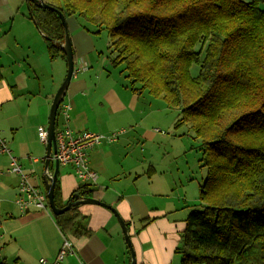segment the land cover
<instances>
[{"label": "trees", "instance_id": "obj_1", "mask_svg": "<svg viewBox=\"0 0 264 264\" xmlns=\"http://www.w3.org/2000/svg\"><path fill=\"white\" fill-rule=\"evenodd\" d=\"M42 1L66 19L105 29L115 53L111 64L125 66L130 90H146L180 110L177 124H188L201 140L203 208L185 219L179 264H264V0ZM24 2L50 60L66 62L59 14ZM60 196L56 179L59 208L96 191L83 184L67 202ZM79 206L53 214L66 237L82 233Z\"/></svg>", "mask_w": 264, "mask_h": 264}, {"label": "crops", "instance_id": "obj_2", "mask_svg": "<svg viewBox=\"0 0 264 264\" xmlns=\"http://www.w3.org/2000/svg\"><path fill=\"white\" fill-rule=\"evenodd\" d=\"M26 7L24 0H0V135L23 173L29 175L31 184L45 188L46 172L53 173L55 166L50 161L45 170L46 144L39 140L37 129L44 126L50 100L54 99L53 83L49 79L50 62L61 57L50 60L46 38ZM75 18L66 19L74 52V70L62 100L63 104H70L71 109L66 121L59 105L55 129L67 124L75 132L103 130L102 134L109 135L123 126L131 127L118 140H103L91 149L88 163L97 179L88 185L96 191L94 198L114 207L128 222L136 264H173L175 249L181 242L179 233L186 219L178 220L183 216V213L178 216L181 198L171 195L168 181L157 175L153 161L143 156L136 159L123 146L133 137L136 141L137 136L152 141L156 128H142L146 117L140 96L124 84L102 82L97 73L92 75L93 69H87L88 64L78 61L80 56L93 50V43L89 33L78 30L80 25ZM72 24L74 31L70 30ZM98 115L106 116L100 119L103 127L98 125ZM8 165L9 154L0 153V169L5 170ZM56 179L63 202L84 184L75 176L70 164L59 165ZM19 181L20 176L15 173L0 176V206L5 215V218L0 216V230L5 227V231L13 235L23 227H31V232L32 223L37 221L33 228L43 230V252L51 262L66 236L57 227L50 209L22 212L15 205ZM183 198L186 202V195ZM79 210L84 217L79 220L82 233L66 237L72 243L73 253L68 254L62 264H130L131 253L116 216L96 204L80 205ZM2 261L6 263L5 258Z\"/></svg>", "mask_w": 264, "mask_h": 264}, {"label": "rangeland", "instance_id": "obj_3", "mask_svg": "<svg viewBox=\"0 0 264 264\" xmlns=\"http://www.w3.org/2000/svg\"><path fill=\"white\" fill-rule=\"evenodd\" d=\"M75 19L80 25L78 30L89 33L93 43V50L80 56L78 61L88 64L89 67L87 69H93L92 75L97 73L102 82H118L130 89V81L126 77V71L124 70L125 66L121 64L114 67L111 64L115 53L111 49L107 31L105 29L99 30L96 25L85 21L83 18L76 17ZM73 25L70 26L71 31H74ZM50 64L49 79L50 83H53L52 93L55 96L61 84L58 88H56V85L59 82H63L64 79L62 77L64 75L65 78L67 65L62 58L53 63L50 62ZM75 68L77 69V67ZM51 69L54 72L51 73ZM198 72L199 65L192 64L190 68L191 75L196 76ZM51 75L53 78H51ZM50 87L51 84H49ZM136 87H139V84H136ZM137 95L142 98L144 117H146V120H143L142 128L144 127L147 130L157 128L161 132H157L152 141H145L137 136L136 141L135 137H133L129 143L125 142L123 146L128 149L127 153H130L136 159L143 156L154 162L157 175L168 181V190H170L171 195L175 198L177 196L181 198L178 216L182 215V213L183 216L179 217L178 220L185 219L191 211H198L203 208L199 200V187L206 179L207 168L202 166L199 161L201 157V140L195 137L188 124H177L180 110L169 108L162 98L152 97L146 90L141 91ZM52 100L53 98L50 100L48 114L43 126L46 130ZM95 113L100 112L96 111ZM91 116L93 117V114ZM105 117L98 115L99 119H97V122L101 127L104 126V122L100 119H105ZM123 127L126 130L131 128L130 126ZM132 129H135V127ZM97 133L102 134L103 130H99ZM133 147L135 148L134 151H132ZM124 153L126 152L124 151ZM183 195H186V202L183 201ZM0 216L5 218L1 206ZM36 225L37 221L32 223L31 232V227H23L15 231L13 235L9 231L6 232L5 227H3L0 230V260L2 261L5 258L6 264H40L39 260L41 258L46 259L43 252L45 250L43 247L45 234L43 230H35L33 227ZM179 234L181 242L176 249L181 248L183 242L181 233ZM14 235L17 237L14 238ZM176 249L173 264H179L181 259V254L177 253ZM17 257L20 259L18 260ZM47 259L49 260V258Z\"/></svg>", "mask_w": 264, "mask_h": 264}, {"label": "built area", "instance_id": "obj_4", "mask_svg": "<svg viewBox=\"0 0 264 264\" xmlns=\"http://www.w3.org/2000/svg\"><path fill=\"white\" fill-rule=\"evenodd\" d=\"M61 114L67 121L69 118L70 104L61 102ZM59 109V108H58ZM126 129L120 128L117 131L109 134H99L88 130L75 132L67 124L61 128L55 129L56 151L51 153L50 161L58 165L70 164L73 166L75 176L84 184L95 183L97 179L96 172L90 168L88 163V154L92 148L100 144L103 140L108 142L116 141ZM155 132H161L155 129ZM38 138L41 142L47 143V130L43 127L38 128ZM0 153L9 154V165L7 169H0V176L4 173H15L20 176L19 193L14 199L15 205L22 212L29 211V209L49 210L46 187H34L30 182L28 174L23 173L21 165L17 158L12 155L7 146L6 141L0 135ZM53 173H47L46 176L52 177ZM45 184V183H44ZM73 253L72 243L64 237L60 250L56 258L49 262L47 259H40L41 264H62L64 258Z\"/></svg>", "mask_w": 264, "mask_h": 264}, {"label": "water", "instance_id": "obj_5", "mask_svg": "<svg viewBox=\"0 0 264 264\" xmlns=\"http://www.w3.org/2000/svg\"><path fill=\"white\" fill-rule=\"evenodd\" d=\"M29 1H32L36 4H38V6H40V7L48 8L50 10L56 11L60 16L62 23L64 25V29H65L64 42L61 45V48L63 50V53L65 54V57H66L67 71H66V75H65L63 82L61 83L60 87L58 88V90L54 96V99H53V102H52L51 108H50L49 120H48V126H47L46 153H45V160H44V166H45V170H46V169H48L49 164H50L51 153L56 151L55 121H56L58 107L63 100L64 94L66 92V89L70 83V80H71V77L73 74L74 52H73V47H72L71 39L69 36V31H68V26H67V21H66L65 16L59 10H57L54 7L44 3L42 0H26V2H29ZM58 168H59V165L56 162L52 177H48L46 175L44 177V183H45V187H46L48 203H49V207H50L52 214L58 215V214H61L65 211L69 210L74 205H83V204H88V203L89 204H96V205H100V206H104V207L108 208L116 216V218L118 219V221L121 225V228H122V231H123L124 237H125V242H126L128 248H129V251L131 253L130 264H136V259H135L134 250H133V247L131 244L128 227L126 225V222L121 218V216L117 213V211L114 207H112L111 205H108L107 203L102 202V201H100L94 197H83V198L81 197L80 199H78L76 201L70 200L66 204V206H64L62 208H59L56 206L55 201H54V185L56 182Z\"/></svg>", "mask_w": 264, "mask_h": 264}]
</instances>
